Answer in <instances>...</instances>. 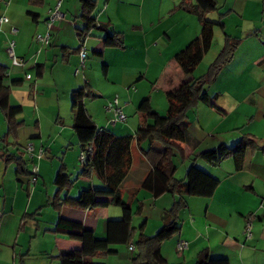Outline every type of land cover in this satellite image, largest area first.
<instances>
[{
	"label": "crops",
	"instance_id": "1",
	"mask_svg": "<svg viewBox=\"0 0 264 264\" xmlns=\"http://www.w3.org/2000/svg\"><path fill=\"white\" fill-rule=\"evenodd\" d=\"M15 1L17 0L0 1L8 6L11 5L5 11H0V18H9L8 24L0 25V46L3 45L7 52L11 40L9 42L6 40L8 37L11 39L16 37V56L23 61V65H13L9 57L6 59L8 62H1V56L0 63L9 70L6 80L10 82L8 86L11 105L23 108L19 120L23 121L25 126L20 132H24L28 121L35 122L34 134L29 139L35 141L33 144L36 153L43 150L44 154L40 159L32 161L26 150L25 153L21 151L17 153L24 157L30 170L33 169V165L39 168L38 181L35 185L31 183L30 176L18 175L15 163L8 164L5 160L0 161V264H28L38 256L45 263L54 264L53 261L58 260L53 257L60 252L80 250L82 247L80 242L53 232L60 215L81 221L87 228L94 230L100 239L106 237L108 221L119 220L122 217L121 209L116 206L95 211H82L64 206L57 211L48 205L56 194L57 188L54 183L62 164L66 166L69 173V168L64 161L59 167L53 163L51 158H54V144L50 141L52 138L65 137V144L79 143L73 129V122L71 121L69 126H64V122L70 110L71 92L85 85L91 87L86 67L92 68L99 61L96 58L89 59L88 52L91 51L105 59L107 52L117 49L104 47L103 39L107 34L101 31L97 35L93 32L84 43L80 42L76 32L77 28H82L78 18L80 0H61L60 12L63 19L54 23L51 30V43L45 47L37 42L36 37L47 33L50 15L60 0H52L47 6L46 2L41 6H34L30 0H22L21 5H17ZM101 1L103 0H98V6ZM170 1L172 5H166L168 8L164 28L161 26L162 22L157 24L155 20H131L133 25L129 38L126 31L123 32L117 28L112 14L120 15V12L124 11L123 7L136 5L132 3H141L144 6L146 0H111L99 7L98 22L109 24L108 33L116 32L123 35L124 48L118 51L125 54L128 47L134 48L140 45L151 59L148 61L146 70L120 66V70L116 71L119 72L118 78L111 75L112 65L104 63L107 71L104 72L103 69L102 71L107 83L112 85L111 91L114 97L112 98L119 99L127 121L120 128L118 125L121 123L111 125L109 119L108 122H103L102 114L98 110L99 105L95 101L99 97L103 98V92H93L97 98L87 101V110L98 128L107 129L117 137L134 136L142 124V118L138 112L140 104L149 99L157 112L164 113L169 105L167 95L189 79L179 68L175 56L200 37L202 26L198 17L192 13L181 8L172 12L182 0ZM216 1L217 11L207 14L208 20L223 24V27L215 28V52L222 51L226 35L240 40L232 61L221 71L209 90L211 96L217 95L216 105L219 109L203 104L198 105L188 114L187 140L177 139L174 136L171 139L178 142L183 149V156L175 159L176 177L179 180H184L191 165L195 164L218 179L220 185L210 199L185 198L187 207L180 213L181 232L173 240L164 243L162 253L165 259L173 264H195L199 254L205 250L212 258L226 259L230 264H264V0ZM196 2L197 0L189 1L192 4ZM29 11L39 14L37 23L28 16ZM104 16L108 18L107 23L102 22ZM11 27L17 29L16 34L11 33ZM55 38L57 45L53 44ZM2 41H5L4 44ZM82 47L87 51L85 68L82 69L84 71L75 72L77 78L70 86L63 84V95L60 98L59 93L58 104H45L44 98H42L44 104H41L40 94L37 91L42 88L43 81H34V76L29 71L35 70L37 79L44 80L47 74H55L62 64L72 73L76 67L81 66ZM100 52L102 55L98 54ZM52 57L55 66L52 60L49 62ZM61 59L62 63H59ZM154 64L156 69L159 65L162 66L158 76L151 83L148 82L152 79L148 73ZM40 68L41 76L38 74ZM78 70L77 68L76 71ZM28 76L31 78L28 79ZM193 77L195 78V75ZM14 80H22V83L13 86ZM138 82L140 83L136 85ZM148 83H151V86ZM133 87H136L134 91ZM156 95L157 98H155ZM31 96L32 100L29 103L27 100ZM64 98L66 103L62 106L60 99ZM112 98L108 102H112ZM27 109H31V112H27ZM46 124L51 125V129L47 132L44 128ZM60 125L62 128L59 127ZM245 136L255 142V147L247 151L241 171L236 170L235 161L232 158L218 166L200 159L203 152L216 149L220 145L232 148ZM142 147L145 148V143ZM132 156V168L121 188L122 197L134 211L132 227L136 237L141 233V226L144 223L143 233L154 236L168 223L167 212L173 206L175 197L164 194L154 198L152 194L142 189V183L151 168L136 142H133ZM71 177L73 179L72 175ZM74 180L75 182L87 180L82 185L85 186L88 183L89 189L102 185L96 175L90 177L78 175V178ZM76 186L74 183L73 188L63 192L60 197L69 195L71 198H78L79 196H75ZM140 206L142 210L138 212ZM33 215L36 217L26 219ZM248 222L252 225L251 238L245 235ZM137 223H141V226L138 227ZM180 240L186 241L189 245L182 254L177 252V243ZM121 248L128 250L132 258L133 252L127 247L117 248L116 255ZM108 257L102 259L106 260ZM94 264L107 263L94 260Z\"/></svg>",
	"mask_w": 264,
	"mask_h": 264
},
{
	"label": "trees",
	"instance_id": "2",
	"mask_svg": "<svg viewBox=\"0 0 264 264\" xmlns=\"http://www.w3.org/2000/svg\"><path fill=\"white\" fill-rule=\"evenodd\" d=\"M45 1L30 0V3L34 6H41ZM110 1L104 0L106 4ZM189 1L182 0L179 8L196 15L202 30L200 37L193 40L175 56L179 68L189 79L167 95L169 108L166 116H161L154 109L151 101L146 99L139 106L138 112L142 118V124L135 135L117 137L107 129L98 128L88 113L87 101L97 98L91 87L85 85L72 92L73 129L85 157L79 177L96 175L102 185L82 191L75 199L69 195L61 198V194L70 191L75 183L66 166L62 164L55 178L56 194L48 205L57 211L64 206L82 211H95L116 206L121 209L122 217L119 220L108 221L106 237L100 239L94 230L87 228L81 221L60 215L53 232L82 244L80 250L62 251L53 257L60 264H94L95 259L116 255L117 248H129L131 244L134 245L135 251L130 264H173L163 256L162 247L164 243L173 240L181 232L180 213L187 207L185 198L210 199L220 185L218 179L195 164H192L187 171L186 178L179 180L176 177L175 159L183 156V149L171 137L187 140L188 114L198 105L203 104L219 109L216 105L217 95L211 96L209 89L216 82L221 71L232 61L240 40L226 35L224 47L210 65L208 72L199 78H194V72L212 48L215 28L223 27V24L207 19V14L217 11L216 0H197L196 4L189 3ZM97 7L98 0H80L78 18L82 23V28L76 29L78 39L84 43L94 31H101L107 34L103 39L105 48H124L123 35L116 32L108 33L109 24L98 22ZM27 14L34 22H38L39 14L32 11ZM98 54L102 55L101 52ZM103 70L106 72L107 66H103ZM38 74L42 75L41 68ZM7 78L8 68L0 63V110L8 123L6 136H0V161L5 160L8 164L15 163L18 175L32 177L33 173L27 161L23 156L17 155L20 150L12 148L9 142L10 137L13 136L18 145L19 132L25 123L19 120L23 108L11 105L10 87L5 83ZM21 83L22 80H14L12 85L18 86ZM133 142L139 146L151 168L142 183V189L148 191L154 198H159L164 194H171L175 197L173 206L167 212L168 223L155 236H147L143 233L144 223L136 240L135 230L132 227L134 211L131 205L123 199L121 192L122 185L133 164ZM146 142L149 143L147 149L142 147ZM254 147L255 142L245 136L232 148L220 145L216 149L203 152L200 159L213 166H218L223 161L232 158L235 161L236 170L241 171L247 151ZM141 210L142 206L139 207L138 212ZM35 217L33 215L26 219ZM195 264H230V262L226 259H214L205 250L199 254Z\"/></svg>",
	"mask_w": 264,
	"mask_h": 264
},
{
	"label": "rangeland",
	"instance_id": "3",
	"mask_svg": "<svg viewBox=\"0 0 264 264\" xmlns=\"http://www.w3.org/2000/svg\"><path fill=\"white\" fill-rule=\"evenodd\" d=\"M51 1L52 0H46L45 1L47 3L46 6L48 4H51ZM113 1H116V0H113ZM169 1L170 0H146L144 6H142L141 3H132V4H136V5L125 6V7H123L124 11H121L120 15H117V16L114 14H112V15L115 18V24H116V26H118L117 28H120V30H123V32L126 31L128 34V38H129L130 30L132 29V25H133L131 23V20H133V21H140L142 19L155 20L157 22V24L162 22L163 24L161 26H162V28H164L166 25V9L168 8V7H166V5H168V4H169V6L172 5V2L171 1L169 2ZM15 2L17 5L22 4V0H17ZM103 4H104V0L101 1L100 6ZM179 5H180V3L173 9L172 12L177 11L179 9ZM10 6H8L5 3L0 2V11L1 10L5 11ZM100 6L97 7L98 13L100 11V8H99ZM102 22L107 23L108 18H106L104 16ZM94 34H96V35L99 34V31H94ZM12 39H14L17 42L16 37H14V38L12 37ZM12 39L10 37H8V39L6 41L9 42V40H12ZM66 41H69V40H66ZM2 42L4 44L5 41H2ZM128 42H131V41L128 40ZM53 44L57 45V39L56 38L54 39ZM52 49H54V47ZM109 49H113V48H109ZM116 49H117L116 51L107 52L105 59H103L102 57L96 56L91 51L88 52L89 53V59H95L96 58L99 61L97 64H94L92 66V68L86 67V69H87V78H90V81H91L92 91L94 93L103 92L102 93L103 98L99 97L95 101H97V104L99 105L98 110H99V112H101L103 122H105V123L108 122V119L110 121L112 118L111 115H109L107 113L106 107L110 103V101L108 102V100L110 98H112L113 95H112V91H111L112 85L110 86V84L107 83L105 76H104V73L102 71L104 63L112 65L111 75L113 74L118 78L117 75H119V72H116V71L119 69L120 66L124 65V66H128V67L129 66L134 67L135 69H139V70H146L148 68L147 67L148 61L151 59L150 56L148 57L146 55L145 51L143 50V48L140 45L138 47H134V48L128 47L125 54L123 52L118 51V50H121L122 48H116ZM215 49H216V42L213 43L211 50L204 57L203 61L198 66V69L194 72L195 78H199L208 72L210 65L214 62V60L217 58V56L219 54V53L215 52ZM222 49H223V47H222ZM110 53H113V54H110ZM215 53L217 54L216 56H215ZM72 55L74 56L76 54H72ZM154 55H155V53L153 54V56ZM0 56L2 58L1 62L7 61L6 59H8V55L6 52V48L3 45L0 46ZM51 60H52L53 66H55V61H54L53 57L49 59V62ZM59 63H62V59ZM87 63H89L88 60H87ZM60 65L61 66H59V68H57L55 74H53V75L51 73L47 74L45 76L44 80L42 78L37 79L36 74H35V70L29 71L30 74L32 76H34V81L35 80L43 81L42 82V84H43L42 88H40L37 91V93L40 94L39 97H40V100L42 102L41 104H44V102H45V104L46 103L58 104L59 103V93H60V98H62L61 95H63V90H64L65 84L70 86V84H72L74 82V79L77 78V77H75V74H76L75 72H77L76 71L77 68L79 69L78 71H80V72L84 71V70H82V66H80V67L78 66L71 73V71H68L65 66H62V64H60ZM160 66H162V65H159V67L156 69L155 64H154L150 68L148 74H149L150 78H152V79L150 81L147 79L148 82H151V83L154 82L156 76H158V74H159ZM116 67H118V68H116ZM88 72H89V74H88ZM5 83H6V85H8L10 82H9V80H6ZM139 83L140 82L136 83V85H138ZM151 83H148V85L151 86ZM63 84H64V86H63ZM83 84H85L84 81H83ZM135 88L136 87H133V91L135 90ZM72 92L69 96V98H70V110H69V113L67 112V116L65 117L64 126L71 125V121H72V113H71ZM157 97L158 96L156 95L155 98H157ZM42 98L45 99L44 102H43ZM113 98L111 101L114 100ZM31 100H32V96L30 97L29 100H27V102L30 103ZM60 103L62 104V106H64V103H66V98L60 99ZM168 108H169V105H168ZM168 108L165 112L163 111L164 113H161V114L159 112L158 113L161 116H166ZM29 111L31 112V109H27V112H29ZM125 123L119 124L118 128H120L122 125H125ZM27 124L28 125L25 128L24 132H19L18 145L16 143L15 137L12 136L9 139V142L11 143V147L14 149L20 150L21 153H25L27 146L30 143L35 142L32 140L30 141V139H29L34 134L35 122L32 123L31 121H28ZM110 124L113 125L112 122H110ZM28 126H30V127L32 126V128H30V127L28 128ZM59 127L62 128L61 125ZM102 127H103V125H102ZM44 128H45V130L47 129L46 130V132H47L51 129V125L46 124V125H44ZM7 132H8V123L5 120L4 115L0 110V136L5 137ZM64 138L65 137H62L59 139H53V138L51 139L50 142L54 144V146H53L54 158H51V159L53 160V163L56 166L58 165V167L64 161L65 164L69 168V174H71L73 176V179H77L79 173L83 169V165L80 161V156L82 154L81 149H80V145L78 142L77 143L74 142V143H72V145H70L69 143L65 144L66 139H64ZM148 147H149V143L146 142L145 148H148ZM61 160H62V162H61ZM33 167H34V165H33ZM32 170L33 169H31V171ZM84 181H87V180H80V181L77 180L75 182L77 185L75 187V193L77 192V194L75 196H80V194L83 190L84 191L89 190V187H88L89 184L88 183H87L88 185L87 184L85 186L82 185V183H86ZM152 220H154V219H152ZM152 223H154V221H152ZM137 224H139L138 227L141 226V223H137ZM134 225H136V222H134ZM156 234L157 233H155L154 236ZM136 238H138V237H136ZM95 261L107 263V264H130L131 253L128 250H125V248H121L118 255L108 257V258H106V260H103L102 258H97V259H95ZM53 262H55L54 264H60L59 261L54 260ZM28 264H47V263H45V261L38 256L37 258H34L33 260H31Z\"/></svg>",
	"mask_w": 264,
	"mask_h": 264
},
{
	"label": "built area",
	"instance_id": "4",
	"mask_svg": "<svg viewBox=\"0 0 264 264\" xmlns=\"http://www.w3.org/2000/svg\"><path fill=\"white\" fill-rule=\"evenodd\" d=\"M0 1H5V0H0ZM61 3H62V1L60 0L56 6V9L50 15V19L47 23V33L45 35H37V37H36L37 42L41 43L45 47L49 46L51 43V30L53 28L54 23L56 21H60L63 19V15L60 12ZM8 23H9V18H7V17H1L0 18V25L8 24ZM11 33L16 34L17 29L15 27H11ZM7 54H8L9 59L12 61L13 65H15V66H22L23 65V61L20 60L16 56V41L15 40H11L9 42L8 47H7ZM80 58H81L82 69H84L85 68V61L87 59V51L84 47H82V49L80 51ZM77 72L79 73V71H77ZM30 78L31 77L28 76V79H30ZM106 111L109 115H111V117H112L111 122L113 124L125 123L127 121V117H126L125 113L123 112L122 107L120 106V102H119L118 98H115L112 102H110L107 105ZM26 153L28 154L29 159L33 161L35 159H40L43 156L44 151L39 150V152L36 153V148H35L34 144L30 143L26 148ZM84 158H85L84 154L82 153L80 156L81 163L84 162ZM32 173H33V175L31 177V183L33 185H35L38 181L39 168L34 165ZM245 235L247 238L252 237V225L250 222H248L246 224ZM188 246L189 245L186 241L180 240L177 243V252L179 254H182L184 251H186L188 249ZM129 250L131 252L135 251V247L133 244H131L129 246Z\"/></svg>",
	"mask_w": 264,
	"mask_h": 264
}]
</instances>
